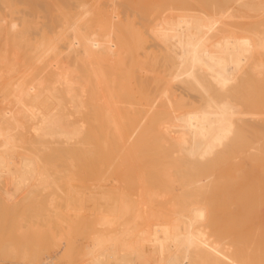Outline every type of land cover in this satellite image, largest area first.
Wrapping results in <instances>:
<instances>
[{
    "label": "bare ground",
    "instance_id": "1",
    "mask_svg": "<svg viewBox=\"0 0 264 264\" xmlns=\"http://www.w3.org/2000/svg\"><path fill=\"white\" fill-rule=\"evenodd\" d=\"M8 1L11 4L13 2ZM121 1L80 0L79 9L72 15L61 11V7L56 8L58 25L52 27L46 23L47 29L51 30H47L46 34L41 35L40 40L27 46L30 49V57L27 56L21 62L19 53L11 50L7 43L3 44L5 50L0 51V212L4 215L5 210L1 211L4 208L10 209L11 212L22 206L26 207V210L21 211V214H18L20 210L15 211L17 213L14 211L8 213L12 217L18 214L19 219L16 215L15 220L18 221L15 222L16 226H13L14 223L12 225L14 234L12 236L11 232V238H8L10 240L1 242L0 257H19L22 262L31 258L30 262L39 261L37 264H264V259H260L264 258V251H261L264 249V246L261 247L264 245L261 244L264 243V0H208L207 3L201 2L202 0H171V4L168 2L169 5H163L164 9L160 5L163 12L154 16L144 27V34H147L159 51L158 57L156 53V56L154 54L156 58H153L152 54V58L148 56L152 52L149 46L151 51L148 50L149 53L147 49L145 52L142 50V54L135 51L136 58L131 53L135 47L133 44L131 45L134 48L131 49L129 46L133 40H126L129 34L133 37L130 36L131 39L135 38L134 43H136L134 35L137 36L141 49L144 48L143 45L147 47L143 43L149 40L147 41L144 38L146 36L141 34L143 30L140 34L144 37H141L138 29L130 27L133 20L128 21L130 26L129 23L126 25L122 23L123 19L126 20L124 12L119 11L120 7H117ZM138 1L140 2L135 0V4L130 2V5L137 6ZM30 2L34 3V0ZM93 2L95 6L96 2L106 4L109 8L108 14L105 16L103 14L104 17L102 14H96V9L93 11L90 8ZM35 3H38L36 7L40 5L37 1ZM132 5L130 7H133ZM156 5L158 7V4ZM139 8V12L136 11L141 16ZM19 9H12L10 14L13 10L21 14L22 10ZM6 10L5 6L4 11ZM29 11L27 10L26 14L22 12L24 14L21 16L29 14L30 18L33 12L28 13ZM35 11L38 14L40 9ZM132 11V14L135 13ZM44 12L48 16L49 11ZM20 14L16 17L21 20ZM31 18L33 19V16ZM143 18L140 19L143 21L148 19ZM57 19H53V22ZM2 20L4 23L5 18ZM15 24L19 26L17 22ZM140 25L142 24L138 26ZM42 26L44 25H41L40 30ZM50 26L51 28H48ZM13 29V26L6 29L5 34H10L7 31ZM25 30L24 33L29 27ZM30 34L32 35V32ZM124 34H127L126 37ZM142 38L145 39L143 42ZM136 50H140V44ZM151 61L159 62V67L161 64L165 66L160 68L166 75L156 73L154 76L152 71L156 66L152 67V70L153 65H149ZM132 63L136 66L133 65L134 73H137H132L134 76L130 73ZM147 66H150V69ZM118 72L122 76L129 73L133 77L138 75L139 78L133 79L127 74L125 77L128 76L126 77L128 79L124 76H120L119 79ZM138 72L145 73L144 78ZM147 74L149 76H146ZM130 78L132 81L135 80L136 85L139 79L142 80V84L139 82L137 87L145 84L146 88L144 85L143 87L146 92H141L140 86L138 90L141 96H138L140 92L136 89V94L134 91L131 92L135 84H132L134 81H130ZM124 79L131 83L122 82ZM144 80L149 83L147 81L144 83ZM150 82L156 83L155 90L151 89L154 92L150 91L152 94L147 92V87L151 86ZM90 114H94L97 120L99 117L101 124L103 123L99 125L98 122V125L101 130L104 128L102 130L105 132L104 138L108 136V140L106 139L108 144L106 141H104L106 144L103 143L106 150L109 151L111 145L115 144L119 154L111 150L110 153L117 154L115 156H118L119 162L129 161L122 163L124 169L121 162L120 166H116L119 170L120 167L123 169L122 173L125 174L123 178L118 176L122 173L115 169L119 171L116 176L123 179L122 181L115 177L110 186H106L103 185L106 183L105 179L96 178L97 185H90L89 183L93 182L88 180L87 184L90 186L83 185L84 187L80 186L82 187L80 189L79 185H71L72 176L81 174L79 177L84 176L83 182H87L88 176L82 173L89 171H83L82 165L80 173L74 162L76 160L79 162L84 155L96 151V147L92 146L95 144L98 146V141L101 145L103 140L100 142L101 134L98 133V137L97 133L93 132L94 124H97V121H92L95 118L91 119L92 123L95 122L94 126L88 123L90 120L87 117H90ZM79 118L86 119V123L78 120ZM93 134L98 141L94 140L96 142L93 141L95 144L92 145ZM110 140L114 141L111 145ZM149 142H152V146ZM100 145L98 149L102 148L100 151L103 153L105 147ZM108 145L110 148H107ZM147 146L150 148L155 146L153 151L158 152V155L156 154L158 158L154 152L152 157L151 155L147 157L152 149ZM145 149L148 153L143 157L146 156L148 162L149 157L156 156L158 159L159 167L152 165L156 163L155 158L154 163L149 162L157 173L153 172L151 166L152 170L141 169L145 163L140 160L141 155L140 159L138 155L133 156L135 152L141 154ZM146 150L143 153H146ZM52 151L56 155L62 153L63 160L67 161L65 164L68 163L67 166L63 164L64 167L60 166L59 161L60 158L62 161V157L58 160L57 156L51 157L54 156V153L49 155ZM96 152L100 153L99 150ZM92 155L94 156L93 153ZM107 157L109 156L106 155ZM110 157L109 159H112ZM131 158V161H137L141 166H137V162V165L133 162L128 163ZM136 158L139 160L135 161ZM51 159L57 161V164L51 165L49 163ZM114 159L116 158L113 157ZM113 160L111 163H116ZM111 163L106 165L109 167ZM132 163L133 166H137L136 169L134 167L132 169ZM149 164L145 165L149 167ZM88 166L85 165V170L86 167L90 168V165ZM107 166L104 169L108 170ZM125 167H129L128 169L131 167V171ZM74 168L80 174L72 173ZM245 169L251 170L254 176L250 172L249 175L254 178L252 181L251 178L248 180V183L252 182L251 184L244 185L252 186L244 188L241 185L244 182L242 178L240 183L237 182L242 190H237L243 191L247 197L253 190L254 197H250L253 200L250 203L242 201L241 199L245 198H242L243 192L240 191L239 200L235 198L237 203L234 200L232 202L242 203L238 204L239 206H232L230 201L232 194L227 195L230 193V190H227L229 187L233 188L232 184L238 188L234 184L238 177L249 178L247 176L249 170ZM124 170L129 172L128 178ZM109 172L111 175L114 173L108 170ZM95 175L97 174L92 175L94 180ZM75 177L77 180V176ZM223 179L228 183L223 184ZM220 183L229 187L223 188ZM218 186L223 188V193L228 192L225 196L232 208L225 206L229 204L226 202L223 205L225 207H220L217 202V207L222 209L216 208L212 194L217 192ZM247 189L250 194L247 193ZM219 191L222 192V189ZM218 195L215 200L221 198ZM38 196L42 199L43 203L39 201L42 204L36 202ZM86 197L99 199V202L95 201L99 204L92 208L94 203L91 200L93 204L88 205L90 208L86 207L87 204L80 203L86 201L83 200ZM80 199L83 201H79L78 204ZM30 202L34 206H27L31 204ZM243 202L245 206L247 203L244 212L248 210L242 214L244 215L242 218L249 221L247 218L250 217L249 219L254 222L247 224H250V227L252 224L253 232L257 233L256 239L258 243L261 242L260 244H257L254 234L246 238L244 237L246 235H241L240 230L241 236H235L239 229L235 230L238 232H234L231 230L233 226L229 225L231 227L228 229V225L223 221L222 226V221L217 218L219 210L227 214V207L229 211L236 212L238 207L242 209L240 206ZM83 207L88 210L92 208L97 213L94 211L92 219L87 213V218L79 219L85 212L79 215L77 211ZM36 208L40 209L39 212ZM61 209L68 211L63 213ZM27 210H31V213ZM229 211L227 212L230 213ZM238 212L241 214V210ZM2 215L0 214V219ZM2 221L3 219L1 223ZM78 221H81L79 227L82 226L83 232L87 233L83 236L78 230L84 241L79 246L76 245L79 249L74 248L72 254V243L69 244V240L77 235L75 226ZM5 222L10 224L8 219ZM74 231L75 236L72 234ZM80 234L78 237L82 240ZM41 237L46 241L43 242L46 244L42 245L43 248L42 243L38 245L39 242H36ZM27 238L32 244L26 242ZM76 239L78 242V238ZM18 240L21 242L20 251L16 245L19 244ZM251 240H255L257 245L248 242ZM28 244L36 250L33 248L30 253L28 249L32 247ZM259 250L260 254H257Z\"/></svg>",
    "mask_w": 264,
    "mask_h": 264
},
{
    "label": "rangeland",
    "instance_id": "2",
    "mask_svg": "<svg viewBox=\"0 0 264 264\" xmlns=\"http://www.w3.org/2000/svg\"><path fill=\"white\" fill-rule=\"evenodd\" d=\"M0 1H1V2H0V3H1V5H0V7H1V8H0V12H1V14H0V17H1V18H0V23H1V24H0V27L3 28V29L0 28V29H1V31H0V51H4V50H5V47H4L3 44L7 43L6 45H8V46L10 47L11 50H15V51H17V52L19 53V61H20V62H21L22 60H24L27 56L30 57V49H28L29 47H27V46H31V44L35 43L37 40H40V39H41V35L46 34V33H47V30H51V29H47V26H48V25H51L52 27H55V26L58 25V23H59V22H58L59 20L57 19L58 16H56L57 14H55V13H57L56 8H59V9H60V7H61V8H62L61 11L64 10V11L68 12V14L71 13L70 15H72L73 12H74V13L77 12V10L79 9V4H80V0H78L79 2L76 1V0H72V1L70 0L71 3L74 2V3L72 4L73 7L70 6L71 3L68 2L69 0H63V2H62V0H44V1H41V0H34V3H35V1L39 2V4H40L39 6L42 8V9H41L39 6L36 7V5H38V3H35V4H34L33 2H30V1H33V0H27V1H26V0H25V1H24V0H21V1H20V0H15V3H14V0H12V1H13V2L11 1L12 4L9 3L10 1H8V0H0ZM17 1H18V2L20 1V2L18 3ZM40 1H41V2H40ZM56 1H57V2H56ZM123 1H124V0L121 1L122 3L117 4V7H120V8H118V10L121 11V12H124V14H123V15H124V18L127 20V21H126V20L123 19V20H122V23H124L125 25H126V23H127V24L129 23V26H130V25H131L130 22H132V20H133L132 26H130V27H133V28L138 29V31H139V35H140L141 37H142L143 35H145V34H144V32H145V31H144V30H145L144 27L147 26L148 23H150V22L153 20V17H154V16H158V15L161 14L160 12H163V9L165 8V7H163V5L166 6V5H169V3H170V4L172 3L171 0H169V1H168V0H162V1H161V0H140V2L138 1L139 3H141L140 6H139V3H138L137 6H136V5H132V4H135V3H136L135 0H130V1H129V0H125L126 3H128V4L124 3L125 1H124V2H123ZM153 1H154V2H157V3H153ZM165 1H166L167 3H166ZM198 1H200V0H198ZM207 1H208V0H204V1L202 0L201 2H203V3H207ZM219 1H221V0H219ZM23 2H24V3H23ZM26 2H27V3H26ZM130 2H133V3L131 4L133 7H130V6H131V5H130ZM151 2H152V3H151ZM163 2H165V3H163ZM168 2H169V3H168ZM32 3H33V4H32ZM41 3H44V4H41ZM57 3H58L59 5H58ZM62 3H63V4H62ZM64 3H65V5H64ZM149 3H150L151 5H149ZM21 4L23 5V7H22ZM93 4H94V2L91 3L90 8L93 9V11H94V8H95V9H96V11H95L96 14L99 13V14H102V16H103V14H104V16H105L106 14H108L107 12H108V9H109V8L107 7L106 4L104 5V3H100V4H99L98 2H96V6H97V7H96L95 5H93ZM98 4H99V5H98ZM125 4H126V7L124 6ZM156 4H158V7H159L160 5L163 7L162 11L160 10L162 7H161V8L159 7V9H158V7H157ZM3 5L6 6V9H7L6 11H7V12L4 11V10H5V6H3ZM9 5H10V7H9ZM13 5H14V6H13ZM30 5H31V6H30ZM34 5H35V6H34ZM43 5H44V6L46 5V7H44ZM67 5H69V6H67ZM74 5H75L76 7H75ZM119 5H120V6H119ZM122 5H123V7H124L125 9H123ZM127 5H128V7L130 8V10L132 9V10L135 11V13H136L137 15H136L135 13H133V14L136 15V16H134V15L132 14V12H133L132 10H131V11H130V10H127V9H128ZM129 5H130V6H129ZM19 6H20V7H19ZM29 6H30V7H29ZM32 6H33V7H32ZM65 6H66V7H65ZM93 6H94V7H93ZM102 6H103V8H102ZM105 6H106V7H105ZM153 6H154V7H153ZM24 7H25V9H27L28 11L30 10L28 13L33 12V13L30 15V18H31V16H33V19H32V18H31V19L29 18V16H28L29 14L24 15L27 19H26L24 16H23V17L21 16V15H23L24 13H25V14L27 13V10L24 11V10H25ZM28 7H29V8H28ZM31 7H32V8H31ZM35 7H36L37 9H36ZM52 7H53V8H52ZM68 7H69V9H68ZM104 7H105V9H104ZM138 7H140L139 9L141 10V13H142V15L140 14L141 16L138 15V12H139ZM141 7H142V9H141ZM151 7H152V8H151ZM19 8H21V9H19ZM34 8H35V9H34ZM66 8H67V9H66ZM75 8H77L76 11H75ZM121 8H122L123 11L121 10ZM126 8H127V9H126ZM134 8H135V9H134ZM12 9H14V10L19 9V10H22V12H24V13L22 14V12H21V14H20L19 11H18V13H15V11L13 10V11H12L13 16H12V14H10ZM33 9H34V10H33ZM38 9H40V11H38ZM53 9H54V10H53ZM148 9H149V10H148ZM1 10H2V11H1ZM35 10L38 11V14L36 13ZM43 10H44V11H49V12H47L48 16L46 15V13H45ZM101 10H103V11H101ZM124 10H125V11H124ZM136 10H138V12H137ZM143 10H144V11H143ZM146 10H147V11H146ZM157 10H158L159 13L157 12ZM9 11H10V12H9ZM151 11H153V12H151ZM155 11H156V12H155ZM101 12H105V13H101ZM126 12H127V13H126ZM148 12H149V13H148ZM8 13H9V14H8ZM35 13H36L37 15H36ZM43 13H44V14H43ZM128 13H129V14L131 13L132 15L130 14V16H129ZM19 14H20V16H21V20H20V18H17V17H18L17 15H19ZM144 14H145V15H144ZM149 14H152V15L150 16ZM155 14H156V15H155ZM41 15H44V16H41ZM16 16H17V17H16ZM20 16H19V17H20ZM27 16H28V17H27ZM45 16H46V17H45ZM54 16H55V17H54ZM104 16H103V17H104ZM125 16H127V17H125ZM133 16H134V18H133ZM138 16H139L140 18H141V17H144V18H148V19H146V20H145L146 22H145V21L141 20ZM15 17L18 19V21H17V19H16ZM36 17H37V18H36ZM40 17H41V18H40ZM50 17H51V18H50ZM136 17H137V19H136ZM151 17H152V18H151ZM4 18H5V20H6V22H5V20H4V23H5V24L3 23V20H2V19H4ZM13 18H14V19H13ZM23 18H24V20H23ZM46 18H48V19H46ZM55 18H56L57 20H56V21L54 20L55 22H53V19H55ZM130 18H131V19H130ZM144 18H143V19H144ZM11 19H13V21H11ZM28 19H30V20H28ZM1 20H2V21H1ZM25 20H27V21H25ZM43 20H44V21H48V20H49V21H48V22H44ZM135 20H138V21H135ZM22 21H23V22H22ZM24 21H25V22H24ZM128 21H130V22H128ZM134 21H135V22H134ZM141 21H143L145 25H144L143 22H141ZM12 22H13V23H12ZM16 22L19 24V26H17V24H15ZM19 22H20V23H19ZM42 22H43V23H42ZM49 22H51V23L49 24ZM56 22H58V23L56 24ZM137 22H139V23H137ZM11 23H12V24H11ZM24 23L26 24V26H25ZM34 23H35L36 25H35ZM44 23H45V24H44ZM46 23H48V25H46ZM2 24H3V25H2ZM13 24H15V25H13ZM20 24H21V25H20ZM29 24H30V26H28ZM134 24H135V25H134ZM139 24H142L143 26H142V25L138 26ZM41 25H44V26H42V28H41L42 30H40ZM53 25H54V26H53ZM12 26H13V28H14L13 31H12V30H11V31H7V33L9 32L10 34H8V35L5 34V33H6V29L8 30V28H10V27H12ZM27 26L29 27V30H27V32L24 33V31H26L25 29H28ZM31 26H32V27H31ZM36 26H37L38 28H37ZM45 26H46V27H45ZM51 26L48 27V28H51ZM127 26H128V25H127ZM134 26H135V27H134ZM15 27H17V28H15ZM18 27H19V28H18ZM26 27H27V28H26ZM139 27H140V30H139ZM31 28H32L33 30H32ZM34 28H35V29H34ZM11 29H12V28H11ZM20 29H21V30H20ZM23 29H24V30H23ZM37 29L39 30V32H38ZM45 29H46V30H45ZM9 30H10V29H9ZM35 30H37V31H35ZM142 30H143V32H141ZM15 31H16L17 34L14 33ZM22 31H23V32H22ZM29 31H30V32H29ZM28 32H29V33H28ZM31 32H32V35L30 34ZM140 32H141V34H143V35H141ZM19 33H20V34H19ZM22 33H23V34H22ZM33 33H34V34H33ZM36 33H37V34H36ZM38 33H39V34H38ZM14 34H15V35H14ZM26 34H27V35H26ZM5 35H7V36H5ZM19 35H20V36H19ZM28 35H29V37H32V39L29 38ZM126 35H127V34H126ZM126 35L124 34L125 37H126ZM9 36H10V37H9ZM15 36H16V37H15ZM130 36H131V35L129 34L128 37H127L128 39L126 38V40H129V39H130V40H133V41L135 42V38H134V39H131ZM145 36H146V37H144V36H143V37H144L147 41H148V40H149V41H148V42L145 41V42L143 43V44H146L147 47L143 45L144 48H142V49H141V43H138V42H139V41H138V38H137V36H135V35H134V37H136V43H134L133 41H131V43L127 42V43H129V46H131V47H130L131 49H132L133 45H134V47H135V50L133 49L134 51L130 49V50H131V53H132V54L134 55V57L136 58L138 52H141L142 50H143V52H145L146 49H147V52H148V50L150 51V49H149V47H150V48L152 49L151 51H152V52L154 51V52H153V53H152L151 51H150L151 53L148 52V53H149V54L147 53L148 56L150 57L151 54H152L153 58H156L155 56H156L157 53L159 54V51H158L157 47L153 44V41L147 36V34H146ZM21 37H22V38H21ZM26 37H28L27 40H26ZM131 37H132V36H131ZM4 38L6 39V42H5V39H4ZM38 38H39V39H38ZM132 38H133V37H132ZM144 38H142V41H141V42H143V40H145ZM147 38H149V39H147ZM3 39H4V40H3ZM9 39H10V40H9ZM11 39H13V40L11 41ZM30 39H31L32 41H31ZM34 39H35V40H34ZM139 39H140V38H139ZM16 40H17L18 43L16 42ZM130 40H129V41H130ZM140 40H141V39H140ZM10 41H11V43H10ZM20 41H21V42H20ZM19 42L22 43V44L20 45ZM30 42H32V43H30ZM150 42H152V44H151ZM26 43H27V45H26ZM28 43H29V44H28ZM15 44L20 45V47L17 46V45H15ZM24 44H25V45H24ZM131 44H133V45H131ZM135 44H137V45L135 46ZM139 44H140V50L137 51L136 49L139 47ZM23 45H24V46H23ZM25 46H26V47H25ZM127 46H128V44H127ZM129 46H128V48H129ZM137 46H138V47H137ZM148 46H149V47H148ZM151 46H152V47H151ZM3 47H4V48H3ZM24 47H25V48H24ZM134 47H133V48H134ZM136 47H137V48H136ZM145 47H146V48H145ZM154 47H155V49H154ZM30 48H31V47H30ZM144 50H145V51H144ZM135 51H136L137 53H136ZM155 51H156V52H155ZM24 52H25V53H24ZM143 52H141V54H142ZM155 53H156V54H155ZM25 54H26V56H25ZM145 54H146V53H145ZM154 54H155V56H154ZM158 54H157V57H158ZM152 56H151V58H152ZM140 57L143 58V57H145V56H140ZM133 65L135 66V63H134V64L132 63V65H131V69H132V70H131V72H130V71H129V72H130L131 74H132V73H133V74H137L136 72L134 73V71H135L134 68H135L136 66L134 67ZM149 65H153V66H151V69H152V67L154 68V67L156 66V69L154 68V71H152V72H154V76L156 75V73H157V74L162 73V76L166 75L165 73H163L164 70L162 71V68H160V67H165V66H163V65L161 64V66L159 67V62H158V63H155V62L151 61V62H149ZM147 67L149 68L150 66H147ZM149 69H150V68H149ZM164 69H165V68H164ZM152 70H153V69H152ZM160 70H161V71H160ZM155 71H156V72H155ZM152 72H151V73H152ZM165 72H166V71H165ZM124 73H125V71H124ZM149 73H150V72H149ZM122 74H123V72H122ZM127 74H129V73H127ZM127 74H123V76L125 77V75H127ZM133 74H132V75H133ZM138 74H139V75L141 74L140 76H141L142 78H144V77H143V74L145 75V73L142 74V73H139V72H138ZM117 75H118V78H119L120 76H122L119 72H118ZM129 75H130V74H129ZM132 75H130V76H131L133 79H134V78H136V79L139 78L138 75H135L136 77H133L134 75H133V76H132ZM150 75L152 76L153 74H150ZM160 75H161V74H160ZM123 76H122V77H123ZM146 76H149V75L147 74ZM126 77H128V76H126ZM126 77H125V79H128V78H126ZM137 77H138V78H137ZM119 79H120V78H119ZM125 79H124V80H125ZM124 80L122 81V82H124V83H128L129 80L132 81L131 78H130L128 81H126V80L124 81ZM149 80H153V79H152V78H151V79L149 78ZM133 81H134V82H133ZM133 81H132V82H133L132 84H133V85L135 84V86L133 87V86L130 85L131 88L133 87V89H134V90L131 89V92L134 91L133 93L136 94L137 92L135 93V89H136V90L139 89V86H140V85H139L138 87H137V85L139 84V82L141 83L142 80L139 79V82L137 81V82H138L137 85H136L135 80H133ZM146 81H147V80H146ZM146 81L144 80L143 82L146 83ZM147 82L149 83V81H147ZM152 82H154V81H152ZM152 82H150L149 86H150V85H151V86L153 85V87H152V88H151V86H150V88L147 87V88H148L147 92H148V91L150 92L151 89H154V90H155L154 86H155L156 83L154 84V83H152ZM130 83H131V82H130ZM130 83H128V84H130ZM141 84H142V83H141ZM143 85H144V87H145V84H143ZM143 85H141L142 87L140 86L141 89H139V90H141V92H146V91H145V88H146V87L144 88ZM147 86H148V84H147ZM142 88H143V89H142ZM149 89H150V90H149ZM139 90H138V91H139ZM142 90H143V91H142ZM154 90H152V91L154 92ZM152 91H151V92H152ZM177 91L179 92L180 90H177ZM139 92H140V91H139ZM141 92L138 93V94H140V95H138V96H141ZM151 92H150V93H151ZM153 92H152V93H153ZM152 93H151V94H152ZM142 95H143V93H142ZM149 95H150V94H149ZM135 96H136V95H135ZM138 96H137V97H138ZM142 97H143V96H142ZM138 99H139V98H138ZM143 99H144V98H143ZM143 99L140 98L139 100H143ZM91 115H92V114H90V117H91ZM85 117H87V115H86ZM88 117H89V116H88ZM88 117H87V119L90 120V121H88V120H87V121H88V123L90 122L91 125H93V123H95V122L92 123V121H97V124H94L95 126L93 125V126L95 127V129L93 130V132L95 131V132L97 133V136H98L99 134H101L100 137L103 136L102 138H100V137L98 136L99 139H100V142H101V140L103 139L102 142H101V145H100V144H99V141L96 140V138H94V137H96V136H94L96 133L93 134L92 136H93L94 139L91 137V139H92V140H91L92 145L95 144V143H93V141L96 140V141H98V142H97L98 146H99V145H100V146H104L103 143H105L104 141H106V139H107L108 136H106V138H104V134H103V133H105V132L102 131L104 128H102V130H101V128L99 127V125H103V123L101 124V122H100V120H99V117H98V120H99V121H98L97 118L94 117V114L92 115V118H90V117L88 118ZM93 118H95L96 120L94 119V120L91 121V119H93ZM78 120H80V121H84V122L86 123V119L84 120V118H83V119H80V118H79ZM98 122H99V125H98ZM93 126H91V128H92ZM94 127H93V128H94ZM103 127H104V126H103ZM98 133H99V134H98ZM105 135H106V134H105ZM28 137H30V133H28ZM97 139H98V138H97ZM104 139H105V140H104ZM107 140H108V139H107ZM96 141H94V142H96ZM110 141H111V142H110L109 145H111V144L114 142V141H112V140H110ZM106 143L108 144V141H106ZM106 143H105V144H106ZM149 143H150V142H149ZM151 143H152V142H151ZM151 143H150V144H151ZM153 144H154V143H153ZM109 145L107 146V148H110ZM148 145H149V144H148ZM155 145H156V144H155ZM94 146H95L96 148H95ZM98 146H97L96 144L92 146V147L95 148L96 151L99 150V152H100L99 154H98V152H96V151H93V152H92L96 158H95V157L92 155V153H91V154H86V155H84L83 158L80 159V161L78 160L79 162H76L77 160L74 162L75 165H77V169H78V168H79V169H80V168L82 169V165H83V166H84V168H83L84 170H83V171H87V170L89 171V172H87V173H85V172L82 173V174H86V175H85L86 177H87V176L89 177V179H87L88 177L86 178L87 182H83V181L85 180V179L83 178L84 176L81 177V178L79 177V176L81 175L80 173L82 172L81 169L79 170V172L81 171V172L79 173V172H76V169L74 168V170L72 171V173H79L80 175H78V174L76 175V174H75V176H77V180H76V177H75V176H72L73 178L71 177V178H72V179H71V180H72L71 185H73V186H74V185H75V186H78V185H79L78 187L81 189L82 187H80V186H83V185H84V186H86V185H87V186H90V185H93V184H94V185H97V183H98V180H97V179L99 178V180H101V179H105L104 181H106V183H108V184H106V183L104 182L103 185H106V186L108 185V186H110L109 184L113 181V179H115V177H117V176H116V175H117L116 173H118L119 171L122 173V171H123V169H124V165H123L122 163H125V162H127V161H129V160H124V161L122 160V162L120 161V162H121V166H123V167H122L123 169L120 167L121 170H119V168L116 167V166H118V165L120 164L119 160H117V157H118V156H115V155L119 154V152H118V148H117V145H116V146H115V144L111 145L112 147H111V149H109V151H108V149L106 150V145H105V146H104L105 148H103V149H104L103 153H101V151H102L101 149H102V148H101V149H98ZM113 146H115V147L113 148ZM151 146H152V144H151ZM143 147H144V146H143ZM147 147L150 148V146H147ZM151 148H152V149H151ZM151 148H150L151 150L149 151L150 154L147 152L146 149H145V150H146V153H143V152L145 151V150H143V151H141V152H142L141 154H135V153H137V152H135V153L133 154L134 157H135L136 155H138V158H139L140 155H141V159H140V158H139V159H140L142 162H145L144 164H142V166L139 165L138 162L136 161L138 158L135 159V161L137 162L138 165L136 164V162L131 161L132 158L130 159V162H128V163L133 162V163H135L137 166H141V169H143V168H144V169H145V168L149 169L150 166H151V165L149 164V162L154 163V161L156 160V163H157V164H156V163H155V164H152V163H151V164L154 165L155 167H157L158 164H159V161H158V159H157V158H158V156H157V155H158V154H157L158 152L155 153V151H153L154 148H155V146H154V147H151ZM54 149H57V148H54ZM54 149H53V150H54ZM92 149H93V148H92ZM100 150H101V151H100ZM110 150H111V152H115V153H117V154H115V153H114V154H113V153H110ZM58 151H60V150H58ZM58 151H57V152H58ZM60 152H61V151H60ZM105 152H106V154H104ZM153 152H154L155 155L157 154V155H156L157 158H156V156L154 155L155 157H153V158H155V160L153 161V158H150V157H149L150 161L148 162V159L146 158V156H145V158H144L143 155L148 153V154H147V157L150 156V155H151V157H152V156H153ZM51 153L53 154L54 151L49 152V155H50ZM58 153H59V152H58ZM139 153H140V152H139ZM46 154H47V152H46ZM53 155H54V156L51 155V157H55V156H57V160H58L60 157H62V153H60V155H58V154L56 155V153H54ZM87 155H91V156H87ZM106 155H108L109 157H110V156H113V157H115L116 159L113 160V157H110V158H112V159H109V157L106 158ZM98 156H99V157H98ZM90 157H91L92 159H91ZM100 157H101V158H100ZM102 157H103L104 159H103ZM134 157H133V160H134ZM88 158H90L91 160L88 159ZM53 159H54V158H53ZM82 159H84L85 161L82 160ZM139 159H138V160H139ZM145 159H147V161H143V160H145ZM54 160H55V159H54ZM54 160L51 159V160L49 161V163H50L51 165H52V164H53V165L57 164V161H54ZM81 160H82V162H84V164H85L86 166L90 165V168H87V167H86V170H85V165L81 162ZM112 160H113L114 162H116V163H117V162H119V163H117V165H116V163H111ZM62 161H63V162H62ZM62 161H61V158H60V161H59V164H61L60 166H62V167H64L63 165L67 166L68 163L65 164L67 161L65 160V161H66V162H65V161L63 160V157H62ZM91 161H92V162H91ZM80 162H81V163H80ZM88 162H89V163H88ZM109 162L111 163V164L109 165L110 168L107 166ZM146 162H148L149 167L146 166V165H148ZM100 163H101V164H100ZM128 163H127V164H128ZM133 163H132V169H134V168L136 169L137 166H136V167L133 166ZM62 164H63V165H62ZM79 164H80V165H79ZM106 164H107V165H106ZM145 164H146V165H145ZM129 165L131 166V164H129ZM144 165H145V167H143ZM91 166H92V167L94 166V168H92ZM105 166L108 167V170H109V171H112V172H114V173H112V175L110 174L111 172L108 173V170L104 169ZM119 166H120V165H119ZM154 166H151V168L153 167L152 169H154L153 172L157 171V170H155ZM56 167H57V166H56ZM88 167H89V166H88ZM96 167H99V168H96ZM111 167H115V168L113 169V168H111ZM133 167H134V168H133ZM158 167H159V166H158ZM58 168H61V167H58ZM116 168H117L119 171L115 170ZM125 168L128 169L129 167H125ZM138 168H139V167H138ZM151 168H150V170H152ZM250 168H251V167H249V169H250ZM62 169H63V168H62ZM64 169H65V168H64ZM130 169H131V167H130ZM130 169H128L129 172L131 171ZM144 169H143V170H144ZM156 169H157V168H156ZM224 169H225V168H224ZM249 169H248V170H249ZM251 169H252V168H251ZM90 170H91V171H90ZM114 170L117 171V172H115ZM150 170H148V171H150ZM227 170H228V169H227ZM227 170H226V171H227ZM245 170H247V169H245ZM245 170H244V172H245ZM248 170H247V171H248ZM96 171H97V172H96ZM124 171H125V170H124ZM144 171H145V170H144ZM146 171H147V170H146ZM224 171H225V170H224ZM226 171H225V172H226ZM247 171H246V172H247ZM250 171H251V170H249V171L247 172V173H248L247 176H249V178H248L247 176H246V177H247L248 179L245 178V176H244V177L241 176V177H238V178H237V181L235 180L236 183L234 182V184H236L238 188H236V186H234V185L232 184L233 188H235L236 190H235V189L233 190V188H230L229 185H228V187H229L230 189L227 187V185L222 186L224 183H228V182L225 181V179H223V181H224L223 184H221L222 181H221V183L219 184V185H221V187H223V188H224V187L228 188L227 191L230 190V191H229L230 193L227 194V195H231V194H232V195H231V198H230V199H231V200H230V201H231V204H233L232 206H234V205L239 206L238 204L242 203V201H245V202L247 201V202L250 203V202L253 200V198H252V199L250 198V197H254V195H253V190H251L252 193L250 194V193L248 192V189H247V193H249L250 195H249L248 197H247V195H245V196L247 197L248 200H247L246 197L244 196L245 193H244L243 191H241V190H242V189H241V185H243L244 188H247V186H248V187L252 186V185H247V184L244 185L245 183H248V180H249L250 178H251L250 181H252L253 178H254V177H253V176H254L253 173H251ZM129 172H128V171H127V172L125 171V173H126V178H128V175H127V174H128ZM151 172H152V171H151ZM225 172H224V174H225ZM249 172H250V174L253 175V176L249 175ZM90 173H91L92 175L97 174V175H95V176H96L95 179H96V178H97V179L94 180V176H92ZM103 173H104V174H103ZM105 173H106V174L108 173V174L105 175ZM123 173H124V172H123ZM123 173H122V175L119 174L118 176H121V178H123L122 176L125 175V174H123ZM155 173H157V172H155ZM101 174L104 175V178H102L103 176H102ZM109 174H110V175H109ZM100 175H101V176H100ZM243 175H245V173H243ZM250 176H251V177H250ZM112 177H113V178H112ZM82 178H83V180H82ZM117 178H119V177H117ZM117 178H116V179H117ZM240 178H241V179H240ZM242 178H244V179H243L244 182L242 181L243 183H242L241 185H240V184H237V182L240 183V181L242 180ZM107 179L110 180V182H109ZM239 179H240V180H239ZM245 179H247V181H246ZM73 180H74L75 182H74ZM88 180H91V181H89V182H93V183H89ZM118 180L122 181L123 179H120V178H119ZM127 180H128V179H127ZM102 181H103V180H102ZM228 181H229V180H228ZM245 181H246V182H245ZM95 182H96V183H95ZM73 183H75V184H73ZM82 183H83V184H82ZM87 183H89L90 185L87 184ZM231 183H232V181H231ZM251 183H252V182H250V183H248V184H251ZM80 184H81V185H80ZM229 184H230V183H229ZM94 185H93V186H94ZM238 185L240 186V188H239ZM84 186H83V187H84ZM87 186H86V187H87ZM230 186H231V184H230ZM221 187L219 188V186H218V188H217L218 190H217V189H216V190H217L218 194L221 196V198H223V197L225 198V197L227 196L226 193H228V192L223 193L224 190H223V188H221ZM253 187H254V186H253ZM226 188H225V189H226ZM219 189H220V190L222 189V192L219 191ZM231 189H232V190H231ZM237 189H241V190H237ZM243 190H244V189H243ZM245 190H246V189H245ZM225 191H226V190H225ZM231 191H232V192H231ZM233 191H234V192H233ZM238 191H239V193L237 194ZM240 191L243 192V193H242V194H243V195H242V196H243L242 198H245L246 200H245V199H241L242 201H240L238 204H235V203H237L236 200L239 198V196L241 197V195H239V194H240ZM217 192H216V193L214 192L216 195H215L214 193L212 194V199H213V201H214V204H215L216 208L219 209L221 206L225 205V202H226V203H229V202H228V198H227V197H226L227 199L225 198V200H224V198H223L222 200H220L221 198L219 197V195L217 194ZM233 194H234V195H233ZM88 195H89V194H88ZM217 195H218L219 198H218V200H215V199H217V197H216ZM225 195H226V196H225ZM235 195H236V196H235ZM237 195H238V197H237ZM39 196H40V198H41V195H39ZM39 196H38V201L36 200L37 203H38L39 201L42 200V199H39ZM85 196H86V195H85ZM222 196H223V197H222ZM232 196H233V199H232ZM234 196H235V197H234ZM228 197H229V196H228ZM235 198H237V199L235 200ZM83 200H86V201H83ZM83 200H82V199L78 200V204H79V201H83V202H80V203H81V204L83 203V205H84V204H85V205L87 204L86 207H88V205L94 203V207H93V205H92V208H95V205L97 206V205L99 204V203L97 204L96 202H99V201H100L99 199H98V200H97V199L93 200V199H89L88 197H86V198L83 199ZM91 200H92L93 203L91 202ZM226 200H227V201H226ZM233 200L235 201V203L232 202ZM238 200H239V199H238ZM249 200H250V201H249ZM87 201H88V202H87ZM95 201H96V202H95ZM219 201H220L221 203L223 202L224 204H221ZM36 202H35V203H36ZM41 202L43 203V201H41ZM41 202H39L38 204H40ZM217 202L220 203V204H218ZM245 202H243V204H241V206H240V208L242 207V209H238V208H239V207H238V208H237L238 210L236 209V212L233 210V211L235 212V216H234V212H232V210L229 211V210H228L229 208H227V207H231V208H232V206L230 205V203L225 205V206H227V207H226L227 210L223 208L224 210H226V213H227V214L224 213L225 211H224V212H223V211L221 212V210H219L218 213H220V214H216V215H217V218L220 219V222L222 221V222H221V223L223 224L222 226H224V222H225V223L228 225V226H227L228 229H230L229 227L233 226V228L231 227V230H233L234 232H238V231H239L238 234H237V233L235 234V233L232 231V232L235 234V236L237 235V237H240L241 235L244 234V235H246V236H244V237L247 238V237H252V235L254 234V235H255L254 237H255V239H256V236H257L256 234H257V233L255 234V233L253 232L252 224H251V227L249 226L250 224H247L248 222H249V223H252L253 221H252L251 219H249L250 217L247 218L249 221H247V220H245L244 218H242V217L244 216V215H242V214H245V212L248 210V209H246L245 212H244V210H243L244 207L247 208V203H246V206L244 205ZM30 203L32 204V202H30ZM42 203H41V204H42ZM216 203H217V205H220V207H219V206L217 207ZM31 204H30V205H27V206H34V204H32V205H31ZM78 204H77V207H78ZM243 205H244V206H243ZM225 206H223V207H225ZM248 206H249V204H248ZM86 207H83L84 210H83L82 208H80V209H82V210L80 211V209H79V211H77V214H79V215H80V214H83V211H84L85 213H84L83 215H80V216H79L80 218H79V217H76V218H79V219H85L84 217L87 218L88 215H89V216H88L89 218L91 217L90 219L93 218V216H94V214H95V213H94L95 210H94V209L92 210V208H91V210L93 211V213H92L93 215H92V214H91L92 211H91V210H88V209H85ZM25 208H26V207H25ZM25 208L22 206V208H19V209L15 210V211H19V210H20V213H18V214H21V211L23 212V210H24ZM27 208H28V207H27ZM29 208H31V207H29ZM29 208H28V209H29ZM32 208H33V207H32ZM88 208H90V206H89ZM234 208H236V207H234ZM33 209H35V208H33ZM218 209H216V210L218 211ZM220 209H222V208H220ZM4 210H5V212L3 213L4 215H2V213L0 212V214L2 215V219H3V221H2L3 223H1V220H2V219H0V223H1V224H0V230H1V231H0V244H1V242L4 243L6 239L11 238V232H13V230H14V227H13V226H16V225H17L16 223H17V221H18V220H15L16 215H17L16 218L19 219L18 214L15 215V213H17V212H15L14 210H11V212H10V209L4 208V209L1 210V211H4ZM25 210H26V209H25ZM37 210H38V211H37ZM39 210H40V209H37V208H36V211H37V212H39ZM61 210H62V209H61ZM216 210H215V211H216ZM240 210H241V214L238 212V211H240ZM242 210H243V212H242ZM12 211L15 212V213L13 212L14 215H15V216L13 215L14 217H12V215H10V214L12 213ZM27 211H28L29 213H31V212H30L31 210H30V211L27 210ZM34 211H35V210H34ZM36 211H35V212H36ZM62 211H63V210H62ZM64 211H65V213H66V211H68V210H64ZM64 211H63V213H64ZM98 211H99V210H98ZM217 211H216V212H217ZM227 211H229L230 213L232 212L233 215L230 214V213H228ZM25 212H26V211H25ZM28 212H27V213H28ZM35 212H34V213H35ZM69 212H70V213H73V212H71V210H69ZM75 212H76V211H75ZM95 212L97 213V211H95ZM8 213H10V214H8ZM32 213H33V211H32ZM86 213H87L88 215H86ZM221 213H222V214H221ZM223 213H224V214H223ZM236 213H237V215H236ZM238 213H239L240 215H238ZM90 214H91V215H90ZM218 215H220V216H218ZM222 215H223V216H222ZM246 215H247V214H246ZM233 216H234L235 218H234ZM240 216H241V217H240ZM6 217H8V218H6ZM11 217L14 218V219L12 220ZM236 217H237V218H236ZM245 217H246V216H245ZM7 219H8V223H10V224H7V222H5ZM231 220H232L233 222H231ZM235 220H237V222L240 223V225H239ZM239 220H240V222H239ZM241 220H242V221H241ZM13 221H14V222H13ZM223 221H224V222H223ZM234 221H235V222H234ZM246 221H247V222H246ZM15 222H16V223H15ZM79 222H81V221H78V222H77L78 225L76 224V226H75V231H77V232H76L77 235H76V233H75V231H74V233H72V234H73V236H75V235H76V236L73 237L71 241L69 240V242H70L69 244L72 243V254L74 253V251H73L74 248L79 249V247L77 248V246H79L80 244H82L81 242L84 241V237H83V236L85 235V233H87V232H83L84 229L82 228V226L79 227V225H80ZM241 222H242V223H241ZM5 223L7 224V226H5V225H6ZM11 223H12V224H11ZM13 223H14L15 225H13ZM233 223H234V224H233ZM235 223H237V224H235ZM245 223H246V224H245ZM253 223H254V222H253ZM56 224H57V223H56ZM243 224H244V225H243ZM9 225H10V226H9ZM12 225H13V226H12ZM53 225H55V224H52V226H53ZM229 225H231V226H229ZM241 225H242V226H241ZM57 226H58V228H59V225H57ZM77 226H78V227H77ZM1 227H2L3 229H2ZM11 227H13V229H12ZM18 227H19V226H18ZM5 228H7V229H5ZM9 228H10V230H11V229H12V230L10 231ZM16 228H17V227H16ZM55 228L57 229V227H55ZM237 228H238L239 230H238V231H235V230H237ZM7 230H8V231H7ZM78 230H80V232L83 233V234H82L83 236H81V234H80V232H78ZM240 230H241V235H240ZM6 232H7V233H6ZM16 233H17V231H16ZM16 233H15V234H16ZM13 234H14V232L12 233V236H13ZM79 234H80L81 237H83L82 240H81L80 237H78ZM3 235H4V236H3ZM16 235H17V234H16ZM239 235H240V236H239ZM2 236H3V237H2ZM85 236H86V235H85ZM1 237H2V238H1ZM4 237H5V239H3ZM15 237H17V236H15ZM12 238H13V237H12ZM41 238H43V239H41ZM41 238H39V239H38L39 241H36V242H39V244L37 243L38 245H40V243H42L41 246H42V245L45 246L46 244H43V242L46 243V241H45L44 237H41ZM76 238H78V242L75 241ZM79 239H80L81 241H79ZM250 239H251V238H250ZM1 240H2V241H1ZM8 240H10V239H8ZM15 240H16V239H15ZM76 240H77V239H76ZM18 241H19V240H18ZM29 241H30V240L27 238V241H26V242H28L29 244H32L31 241H30V242H29ZM72 241H75V242H74L75 245H73L74 243H73ZM254 241H255V240H253V241L251 240V241H248V242H251V244H252ZM256 242H257V239H256ZM258 242H259V241H258ZM258 242H257V244H260V243H261V242H260V243H258ZM17 243H19V244H16V245H17V248L19 249V246H21V245H20L21 242L19 241V242H17ZM76 243H77V244H76ZM29 244H28V245H29ZM238 244L241 245L240 243H238ZM254 244H256V243L254 242ZM257 244H256V245H257ZM261 244H264V243H261ZM76 245H77V246H76ZM239 245H238V246H239ZM244 245H245V244H244ZM0 246H1V245H0ZM43 246H42V248H43ZM248 246H249V243H248ZM252 246H253V245H252ZM263 246H264V245H262L261 247H263ZM29 247H32L30 250L28 249V251H30V253H31V251H32V249H33L34 247L31 246V245H29ZM242 247H243V249H244V246H243V245H242ZM245 247H246V246H245ZM254 247H255V246H254ZM261 247H260V248H261ZM40 248H41V247L39 246V249H40ZM240 248H241V246H240ZM240 248H239V249H240ZM246 248H247V247H246ZM251 248H253V247H251ZM255 248H256V247H255ZM0 249H1V248H0ZM20 249H21V248H20ZM20 249H19V251H20ZM39 249H37L38 254H39ZM237 249H238V248H237ZM243 249H242V250H243ZM247 249H248V248H247ZM247 249H246V251H247ZM258 249H259V247H258ZM262 249H263V248H262ZM21 250H22V249H21ZM33 250L35 251L36 249L34 248ZM42 250H43V249H41V251H42ZM242 250H241V251H242ZM252 250H253V249H252ZM256 250H257V249H256ZM260 250H261V249H260ZM260 250H259V252L257 251V252H258L257 254H260ZM19 251H17V252H19ZM77 251H78V250H76L75 252L77 253ZM249 251H251V250L249 249ZM261 251H264V249L261 250ZM244 252H245V251H244ZM247 252H248V251H247ZM253 252H255V251L253 250ZM76 253H75V255H76ZM251 253H252V251H251ZM261 253H262V252H261ZM254 254H255V253H254ZM263 254H264V253H263ZM256 256H257V255H256ZM5 257H7V258H5ZM252 257H254V255H253ZM261 257H262V255H261ZM263 257H264V256H263ZM29 258H30V257H29ZM256 258H257V257H256ZM252 259H253V258H252ZM260 259L262 260V259H264V258H260ZM1 260H2V261H1ZM5 260H6V262H5ZM28 260H29V262H28ZM30 260H31V258H30V259H27V260L25 259V260H23V262H24V263H23V262H22V259L19 258V257H9V258H8V256H4V257H0V264H19V263H20V264H28V263H29V264H37V263L39 262V261H37V263H36V262L31 263ZM254 260H255V259H254ZM257 260H258V259H257ZM259 261H260V260H259ZM10 262H11V263H10ZM26 262H28V263H26ZM55 264H57V263H55ZM59 264H62V263H59Z\"/></svg>",
    "mask_w": 264,
    "mask_h": 264
}]
</instances>
